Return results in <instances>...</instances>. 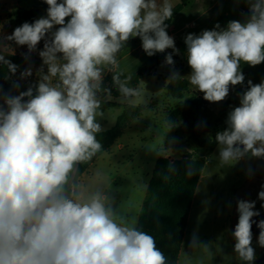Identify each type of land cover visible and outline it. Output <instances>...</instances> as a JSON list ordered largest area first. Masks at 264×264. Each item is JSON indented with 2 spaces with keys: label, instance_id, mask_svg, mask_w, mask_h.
Segmentation results:
<instances>
[{
  "label": "clouds",
  "instance_id": "obj_1",
  "mask_svg": "<svg viewBox=\"0 0 264 264\" xmlns=\"http://www.w3.org/2000/svg\"><path fill=\"white\" fill-rule=\"evenodd\" d=\"M44 2L46 17L0 35V65L12 75L19 65L6 58L8 45L3 41L26 46V60L43 41L38 82L17 95L0 89V264H169L156 238L138 226V217L121 204L117 207L111 187L81 183L79 176L80 165L103 150L97 139L104 130L98 117L113 99L112 88L121 103L147 102L145 90L132 86V75L120 67L119 55L130 39L139 37L148 57L171 49L163 61L173 69L168 81L185 78L174 70L173 56L179 49L165 23L172 19L174 5L171 0ZM244 2L250 14L243 21H229L226 28L216 24L184 39L191 68L187 81L208 102H222L230 87L244 84L242 64L264 63V0ZM109 73L112 87L104 85ZM32 74L27 68L20 79ZM239 98V106L227 115L226 128L214 137L221 167L245 157L264 159V81L248 80ZM176 127L179 122L163 114L156 128L162 143L147 150L168 158L171 145L166 137ZM152 133L150 126L146 134ZM177 172L169 163L164 181ZM195 172L190 163L186 176ZM247 175L251 177V169ZM140 187L146 192L148 185ZM258 199L264 201V185ZM254 209L255 201H237L239 217L232 236L236 257L244 264L256 260L252 225L260 213ZM257 227V243L264 248V220ZM212 246L195 234L189 241L191 250L209 258ZM196 264H204L203 258Z\"/></svg>",
  "mask_w": 264,
  "mask_h": 264
},
{
  "label": "rangeland",
  "instance_id": "obj_2",
  "mask_svg": "<svg viewBox=\"0 0 264 264\" xmlns=\"http://www.w3.org/2000/svg\"><path fill=\"white\" fill-rule=\"evenodd\" d=\"M171 2L175 7L180 0H171ZM33 8H38L41 12L36 19L46 17L48 5L44 0H0L1 34L8 32L9 30L5 29H8L11 24L17 27L23 24L14 16L15 12ZM249 14L244 0L193 1L175 17L171 25L173 29L167 30L168 34L174 38L176 48L179 49V54L173 58L174 70L187 81L186 76L190 74L191 68L187 59L181 56L187 55L184 39L188 34L199 35L203 30L214 29L216 24L226 28L229 21H243ZM141 45L119 55L121 69L125 71V74H131L132 78L152 58L172 51L168 49L165 53L148 57ZM41 65L40 57L30 55L23 71L31 68L32 76L22 80L20 72L12 80L3 84L2 92L17 95L19 92L26 91L29 86L35 85L38 82L37 73ZM172 70L162 62L150 75L140 79L138 85L146 92V103H121L118 98L113 97L102 106L104 116L98 117V120L103 131L115 125L126 106L143 107L145 110L139 119L125 129L113 149L98 154L100 156L97 161L88 167L80 180L81 183L93 186L102 182L106 188L111 187V195L114 196L117 207L121 204L136 217L139 216L146 195L140 185L149 184L158 159L147 148L156 147L162 143V136H156V128L160 125L161 117L165 113L169 114L182 101L170 97L165 89ZM241 70L245 75L244 84L230 87L228 97L222 102L213 103L204 100L203 93L195 91L188 83L189 91L185 93L184 100L192 96H200L203 99L202 118L196 125L180 122L179 127L174 128L166 137V144L171 145V153H165L170 155L167 159L175 161L191 155L193 158L206 160L192 204L178 264H185L186 261L188 264H196L200 258H203L204 264H244L236 257L235 240L232 236L239 217L237 201L240 199L255 201L254 210L264 214V207H261L264 201L258 199V193L264 185V159L245 157L234 166L221 167L218 162V146L213 154L209 151L216 133L226 128L228 113L239 106V94L247 90V81L251 80L253 84L264 81V63L255 67L242 64ZM14 82H18L19 86L14 87ZM110 83L112 84V81ZM131 85L133 86L132 81ZM150 126L153 128V133L148 135L146 130ZM249 169L252 171L251 177L247 175ZM194 234L200 241L210 242L213 245L211 258L189 248V241ZM257 240L258 238L253 235L252 246L256 252L254 264L263 250ZM217 246L220 251L217 250Z\"/></svg>",
  "mask_w": 264,
  "mask_h": 264
},
{
  "label": "trees",
  "instance_id": "obj_3",
  "mask_svg": "<svg viewBox=\"0 0 264 264\" xmlns=\"http://www.w3.org/2000/svg\"><path fill=\"white\" fill-rule=\"evenodd\" d=\"M193 1L195 0H180L174 7L172 19L165 22L169 25L167 30L171 27L175 17ZM38 15V8L20 10L14 13V16L23 23L34 22ZM140 44H142V42L139 37L132 38L127 42L122 52ZM5 54L6 58L12 63L19 65L18 71L26 63L25 58L19 55L11 54L6 51ZM165 55L166 54H162L152 58L142 67L132 78L133 86H137L140 79L150 75L157 66L162 64ZM174 57H176V54L173 58ZM181 57L187 59V55ZM15 75L9 73L6 66L0 65V87L12 80ZM110 82L111 74L109 73L104 78V85L112 87ZM165 89L167 94L173 99L183 100L185 93L189 91V84L183 79L175 82L169 81ZM112 95L114 98H118V93L115 88H112ZM202 107L203 99L200 96H192L184 100L183 103H179L168 116L171 120L179 123L196 125L202 118ZM144 110L143 107L126 106L111 129L97 134V139L103 145L102 151L109 150L123 135L125 129L133 121L139 119L143 115ZM216 146L217 143L213 140L209 150L210 153H212ZM98 156L99 155H97L90 164L80 165L81 174L79 176V181L88 167L97 160ZM169 163H174L178 172L177 175L172 176L168 181H164L163 176L167 173ZM190 163L194 164L196 172L191 177H188L185 173ZM205 164V158L196 159L191 155L175 161L158 157L156 161L154 172L149 181L145 199L138 216V226L141 230L146 231L156 238L157 247L169 258V264L179 263L187 232L188 219Z\"/></svg>",
  "mask_w": 264,
  "mask_h": 264
},
{
  "label": "crops",
  "instance_id": "obj_4",
  "mask_svg": "<svg viewBox=\"0 0 264 264\" xmlns=\"http://www.w3.org/2000/svg\"><path fill=\"white\" fill-rule=\"evenodd\" d=\"M40 11H39V15H40ZM17 26H15V25H13V24H11V25H9L8 26V29H5V30H9L8 32H4L3 34H1L2 32H0V35H11L12 34V32L14 31V29L16 28ZM171 29H173V27L171 26L170 28H169V30H171ZM4 31V30H3ZM3 43L4 44H6V45H8L7 46V48H9V49H6L5 51L6 52H8V53H11L12 51L14 52V54H16V55H19V56H21V57H23L24 58V55L27 53V47L26 46H17L14 42H12V41H3ZM42 48H43V41H41L40 42V44L38 45V50H37V52H33V53H31L30 55H33V56H37V57H39V55H38V51L39 50H42ZM26 60V59H25ZM27 62L26 63H28V59L26 60ZM26 63L24 64V66L18 71V73L17 74H19L20 72H22L23 71V69L25 68V66H26ZM17 74L15 75V76H17ZM3 86V85H2ZM0 89H1V87H0ZM3 103V100L2 99H0V104H2ZM118 141V140H117ZM117 141H116V143H117ZM114 146V145H113ZM113 146L110 148V149H113ZM218 146V145H217ZM216 146V147H217ZM216 147L214 148V150L216 149ZM214 150L212 151V153H210V154H213V152H214ZM103 152H107V151H103ZM100 156V155H99ZM98 156V157H99ZM98 159V158H97ZM97 161V160H96ZM95 163V162H94ZM93 164V163H92ZM83 177V176H82ZM81 177V178H82ZM81 180V179H80Z\"/></svg>",
  "mask_w": 264,
  "mask_h": 264
},
{
  "label": "water",
  "instance_id": "obj_5",
  "mask_svg": "<svg viewBox=\"0 0 264 264\" xmlns=\"http://www.w3.org/2000/svg\"><path fill=\"white\" fill-rule=\"evenodd\" d=\"M261 220H264V214H260L259 216L253 217V221H255L252 225V233L254 236L258 238L260 229L257 227V223ZM255 264H264V248L262 253Z\"/></svg>",
  "mask_w": 264,
  "mask_h": 264
}]
</instances>
